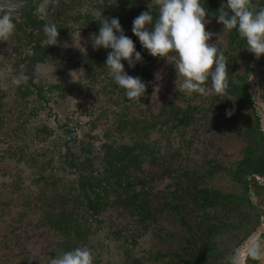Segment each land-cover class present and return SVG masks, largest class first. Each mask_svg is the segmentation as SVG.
<instances>
[{
	"label": "rangeland",
	"instance_id": "374dc122",
	"mask_svg": "<svg viewBox=\"0 0 264 264\" xmlns=\"http://www.w3.org/2000/svg\"><path fill=\"white\" fill-rule=\"evenodd\" d=\"M74 2L85 7L82 0ZM146 3L143 0L139 5ZM32 7L35 6L29 2L14 17L24 16ZM73 11L79 12L77 8ZM216 28V24L205 23L206 32L207 29L214 32ZM97 32L98 30H86L77 24L71 26L70 37L57 41L61 59L56 63H31L25 58L23 63L18 64L16 57L8 49L0 48V264H47L49 257L59 256L73 249V246L88 247L94 257V264H160V257L157 259L156 256L167 251L165 240L169 236L167 231L171 230L166 228L167 224L162 226L163 232L155 226L144 230L135 218L116 207L108 208L96 216V223L91 221V235L84 243L64 240L60 235L52 233L45 223L47 209L51 205L58 208L60 204L50 192V186L37 183V174L42 171L43 176L53 175L61 178L63 183H70L78 176L76 169L71 167L73 157H81L85 149L94 154L93 157L99 158L101 144L107 138L121 142L125 136L124 132L121 134L115 130L116 115L122 112V108L113 101L118 96L110 95L107 89L108 84H111V76L96 78L90 83L83 81L82 65L85 56L96 51L93 50L89 37ZM37 34L32 37L25 56L35 50L39 37ZM213 35L216 45L223 47V28L219 27ZM174 63L171 59L158 58L152 65L148 74L150 97L144 99L146 103L142 106L137 108V104L133 103L134 106L128 109L129 123L133 119L158 123L155 128L149 127L148 123L146 132L137 129L140 132L136 134L138 141L147 143L159 153L158 157L164 158L177 153L181 165L198 170L203 175L209 159L222 160L224 155L236 160L243 142L236 134L228 135L227 128L211 130L217 121L213 112L203 103L198 120L187 128L173 122L165 125L162 118H157L166 102L176 107L187 104L188 99H191V95L187 93L184 96L186 100H182L181 94L186 92L179 90L181 81L175 76ZM42 66L49 73L53 72L55 79L44 78L41 74ZM80 70L83 71V76L75 73L70 75L71 72L79 73ZM21 71L26 79L20 85L29 86L32 90L36 85L47 87L63 81L82 83L81 90L74 91L65 98L51 94L43 100L44 104L38 103L36 93L20 101L15 94L16 86H11L9 80L12 75ZM249 85L264 135V96L258 95L264 93V55L259 59L253 55ZM123 102L128 101L124 98ZM42 129L47 130L43 132ZM98 166L99 163L96 167ZM222 176L207 175L204 181L221 191L241 194L239 186ZM256 181L257 186L252 185L248 193L253 209L246 208L252 225L248 224V229L255 227V230L237 249L231 259L232 264H245L249 245L255 240L264 242V178ZM166 182L158 185V189H163ZM48 202L49 207L46 208ZM68 211L74 214L84 213L82 207L72 203L68 205ZM257 217L258 226H253ZM229 218L233 219L231 215ZM246 231L247 229H242L220 237L217 241V253L206 264L225 262L235 240ZM260 263L264 264V257L260 259Z\"/></svg>",
	"mask_w": 264,
	"mask_h": 264
},
{
	"label": "flooded vegetation",
	"instance_id": "af4514ba",
	"mask_svg": "<svg viewBox=\"0 0 264 264\" xmlns=\"http://www.w3.org/2000/svg\"><path fill=\"white\" fill-rule=\"evenodd\" d=\"M143 0H82L81 3L85 5L84 6H78V3H75L74 0H62V3H54L51 7L50 14L47 17L41 16L37 11L36 7H32L31 10L25 13L24 16H21L19 18L14 17L15 24H18L21 26L22 33H18V38H15L14 36L10 37L7 41H0V48H6L10 51V54L14 55L15 60L19 63H23V59L26 58L31 63H39L43 64L45 61L47 63H56L58 60L61 59V52L58 50L59 48L54 46H47L46 42L43 39L41 28L45 21L48 22H54L58 28V37L57 41H63L66 40L70 34V27L73 25H78L80 27H83L84 29H92V30H99V20L98 18H93L90 15H88V10L92 8H102V17H106L111 19L112 17H117L119 19L122 31L125 35L130 36L134 43V48L136 51L140 52L141 57L142 53L143 56H151L141 47L139 44L138 39L132 35L131 32V26L132 21L135 17H137L141 12L151 11L153 15H155V8L156 5L154 3V0H146L145 5H139V3ZM259 0H253V5H257ZM202 3L204 1L202 0ZM205 6V3H204ZM82 9H80V8ZM74 8H77L79 12L73 11ZM206 10H208V7L205 6ZM84 9V10H83ZM208 15L206 16L207 23H213L216 24L217 28L220 27L221 29L223 26L219 23H217V20L214 18H211ZM30 18V19H28ZM96 19V21H93ZM151 29V25L146 26ZM216 30L213 32L209 29H207L208 32H213L216 34ZM38 34H37V33ZM39 35L37 39V43L35 44V50L28 56H25L27 54V47L31 43V39L35 34ZM34 34V35H33ZM230 35L231 31L225 30V40L223 42V47L220 45H216V40H214V35L210 38L207 43L214 44L217 46L225 55L227 59L226 64V72L228 74V80L230 81L229 84L236 85L240 83L239 78L245 77V84L248 87L249 97L252 101L253 107L250 111L248 110V115L246 116L245 110H241L238 106V102L236 98L233 99L230 97L221 96V95H215V94H209V95H198V94H189L191 95V99H188V103H184V105H177L176 107L166 102L165 105H163L162 110L159 114H157V118H162V123L167 125L169 123H175L176 125H179L183 128H187L193 121L196 119L198 120L199 113H201L203 110L202 103L207 107L208 109L213 112V115L215 116V120L217 121L214 125H212L211 130H217V128H227L228 135H234L236 134L237 137L241 138L243 142V132L246 129V126L248 123L255 122V118L259 121V116L255 112L256 107L255 101L252 98L251 92H250V85H249V78L252 72V58L253 54L250 53L244 46H240L236 42H230ZM52 47L54 48V56H49L50 59H44L43 62H35L34 59L36 56H38L40 50L43 47ZM110 51V49H97L96 51H91L90 53H87L84 59V63L82 65L84 69V77L83 81L85 83L94 82L95 79L101 78V77H109L110 75L107 72V69L105 68V59L107 52ZM56 52V53H55ZM249 56V60L247 62V57ZM54 57V58H53ZM158 58H155L154 62L148 66V71H141L137 70L138 66H142L139 63H136L133 68H129L127 62H122L124 65V71L131 76H138L141 78V80L146 85L145 94L139 98L137 104V108L139 105H143L146 103L144 99H148L150 97L151 93V87L149 86L150 77L149 75V69L154 66V64L157 62ZM142 62V61H141ZM145 65V64H144ZM153 65V66H152ZM19 66V65H18ZM147 66V65H146ZM142 69V67H141ZM140 72V73H139ZM139 73V75H137ZM142 73V75H141ZM64 83L66 87H68V92L65 93L63 98H65L70 93L81 90V84L82 83H70V82H61ZM55 85V84H53ZM109 87L107 89L110 91V95H114L118 98L113 100L117 106H120L121 113L119 115H116V125L115 130L119 133L124 132V138L123 141L115 142L113 139L110 140L107 138L100 147L101 151V157H93L94 154H92L90 151H87L84 149V154L82 153L81 157H73L71 165L72 168H75L77 171V178L72 182H77L79 179V169H80V163L83 161L84 157H89L94 159V167L95 169H99L101 171L103 166V157H104V150L103 146L108 145L112 148H117L120 146H128L131 148L130 154L135 155L138 157L140 155V166L137 170L134 167H130L129 171H125V177L122 175L123 178V187L122 189H119V198L122 201H125L128 205L131 207L138 208L137 211H143V213L140 214V216H134L131 215L129 212L124 210L121 207L117 206H109L105 210L111 207L120 208L123 211H125L129 216L136 219L137 223L140 225V227L144 228V230H147L148 227H157L162 230V226H166L167 229H171L170 231H167L169 234L168 238L165 240V243L167 244V251L165 253H168L171 250H174L177 248V244L182 239L187 236L185 233V228L180 225V222L176 217L172 216V209L171 207L175 206V204H181L182 201H186V199H189V196L192 197L194 193H196L199 189L205 186L213 187L216 190V187L211 186L205 182L204 177L207 175H216L219 174L220 176L224 175L226 178L227 176L225 172L222 169H228L230 167H233L234 164L237 162L238 159L241 157V150L243 147H241L238 151V156L236 157V160H232V157L230 156H224L222 155L223 159H209L206 162V169L205 174L201 175L200 171L191 169L185 165H181V162L178 160V154H170L168 156H165L164 158L158 157V152L152 150L147 143L143 141H138L139 138L136 136L137 133L140 132H146V125L149 123V127L155 128V126L158 123H153L151 121H141V120H134L132 123H129L128 128L125 130H121V127L123 123L126 121L129 122V115H128V109L133 107V103L131 101H128L127 103L123 102L125 96L123 93V90L120 89L111 78V84H108ZM38 86V85H36ZM33 86V87H36ZM48 87V86H47ZM149 92V93H148ZM185 93L182 100L185 99ZM57 96V95H56ZM201 96V97H200ZM60 97L59 95L57 96ZM200 98V99H198ZM121 102L119 105L118 102ZM44 104L43 101H40ZM226 110L231 113L230 116H226ZM248 116L251 118L248 119ZM131 124V125H130ZM260 126V123H259ZM141 128H143L142 130ZM47 130V129H46ZM261 130V129H260ZM262 132V131H261ZM222 133V131H221ZM263 134V133H262ZM264 136V135H263ZM121 138V137H120ZM128 138V139H127ZM144 143L145 146L148 148V152L146 149L145 154H139V151L136 146H139L140 144ZM221 152V150H220ZM152 158L155 159L156 164H153ZM99 163V166L97 164ZM167 170V172L163 173V170ZM120 177V176H119ZM223 177V176H222ZM230 179V178H229ZM256 179H262L261 177L253 175L248 179L250 183H257ZM231 180V179H230ZM254 180V181H253ZM167 181V182H166ZM232 181V180H231ZM164 185L163 189H158V185H161L163 183ZM237 185V184H236ZM238 186V185H237ZM186 192L187 196L184 197L182 195V192ZM220 191V190H219ZM227 192V191H223ZM172 197L175 198V201L172 200ZM177 198V199H176ZM186 198V199H185ZM123 203V202H122ZM170 203V204H169ZM172 203V204H171ZM169 204V205H168ZM104 210V211H105ZM103 212V211H102ZM101 212V213H102ZM100 213V214H101ZM99 214V215H100ZM196 214V213H195ZM194 214V215H195ZM97 215V216H99ZM148 215V217H147ZM232 216V214H230ZM193 216V214H192ZM91 217H94L96 219V216L91 215L90 216V222ZM150 217V218H149ZM218 218H221L218 214ZM156 219V222L150 221V219ZM141 219H143V222L141 223ZM249 219V216L247 220ZM97 220V219H96ZM169 223V224H168ZM183 237V238H182ZM164 254V253H162ZM160 257L159 259H162L161 254L157 255ZM158 259V260H159ZM164 260V259H163ZM160 264H163L159 262Z\"/></svg>",
	"mask_w": 264,
	"mask_h": 264
},
{
	"label": "trees",
	"instance_id": "16d2710c",
	"mask_svg": "<svg viewBox=\"0 0 264 264\" xmlns=\"http://www.w3.org/2000/svg\"><path fill=\"white\" fill-rule=\"evenodd\" d=\"M203 1L205 6L208 7L209 16L214 19H216V12L219 10L221 4L226 3V0ZM251 2H253V0H251ZM55 3H62V0H55ZM256 6L264 7V0H259ZM18 33H22V29L20 25L16 24L13 36L18 38ZM128 37L130 38V36ZM230 42H236L239 47L244 46L243 41L239 39L235 30L231 31ZM51 55L54 56V48L47 46L43 47L34 61L43 62L44 59H50L49 56ZM249 59L248 56L247 62ZM154 60L155 58L143 56L142 53V62H138L139 65H142V69L138 66L137 70H140V72L148 71V66H150ZM139 73L137 75H139ZM244 76L239 78L240 83L236 85L229 84L228 94L225 96L232 99L235 97L238 106L241 110H245L247 116L248 110L250 109L251 111L253 104L249 97ZM228 82L230 83L229 80ZM14 90L17 97L20 98V101L36 93L39 103L45 98H48L51 94H56L60 96L59 98H63L65 93L68 92V87H66L64 83H58L48 87L38 85L32 90L29 86L19 85L16 86ZM1 102L2 101H0V111L2 109ZM248 119L250 120L251 118L248 116ZM128 126L129 122L126 121L123 123L121 130H125ZM142 129L143 128L140 130ZM42 130L43 132L46 131V129ZM136 147L140 150L139 154H145L146 149L148 152V148L144 143ZM242 147L241 157L234 166L228 169H222L232 182L241 188V194H234L231 191L223 192L213 187L203 185L192 197L189 196V199L185 198L187 202L182 201L181 204L176 203L175 206L171 207L172 216L176 217L180 225L185 228L187 236H185L183 242L181 239L176 249L161 254L162 259H159V262L163 264H206L211 260L214 254L217 253V241L220 237L242 229H247L240 238L235 240L234 245L229 249V258L226 259L225 262L220 263L232 264L231 259L237 249L255 230V227L248 229L249 226H247L250 224L249 220H247L250 214L247 213L246 208L250 210L253 209L248 195L252 183H250L248 179L253 175L264 178V136L260 130L257 118H255V122L247 124L243 132ZM103 150L105 153L102 160L103 166L101 171L95 169L93 158L84 157L83 161L80 163L79 179L77 182L63 183L61 178H57L53 175H48L50 176L49 178L48 176H43L42 171L37 174V183L45 187L50 186V192L55 195L60 204V207L55 208L53 205L49 207L48 202L46 208H49L45 212V223L52 233L60 235L64 240L71 239L76 241V244L84 243L91 235L90 216H97L112 205L121 207L134 216L139 217L141 213L144 215L143 211H137L138 208L131 207L125 201L120 200L118 195L119 189L123 187L122 175L125 177L124 172L129 171L130 167H134L137 170L139 169L140 161L138 160L140 159V155H138V157L131 155V148L128 146L112 148L108 145H104ZM152 161L153 164H156L154 158H152ZM164 172H167V170H163V173ZM253 186H257V183H253ZM182 195H184V197L187 196L186 192H182ZM172 200L175 201V198L172 197ZM70 203L82 207L84 213L74 214L68 211V205ZM218 214L221 218L217 217ZM230 214H233V219L229 218ZM150 221L151 223H157L154 218L150 219ZM142 222L143 219H141V223ZM258 222L259 217L253 221V226H258ZM132 243H135V241ZM73 248L76 247L73 246ZM245 264L261 263L260 260H252L247 256Z\"/></svg>",
	"mask_w": 264,
	"mask_h": 264
},
{
	"label": "clouds",
	"instance_id": "9594fccd",
	"mask_svg": "<svg viewBox=\"0 0 264 264\" xmlns=\"http://www.w3.org/2000/svg\"><path fill=\"white\" fill-rule=\"evenodd\" d=\"M29 2L41 16L47 17L55 0H0V41H7L13 36L16 29L14 16L19 15V9ZM154 3L155 15L151 11L141 12L132 21V35L141 47L153 58L175 62V76L181 81L180 91L198 95H227L228 62L215 43H207L213 33L205 31L208 10L202 0H154ZM101 12L102 8L88 10V15L98 18L100 25L98 32L89 37L91 46L93 50L110 49L104 69L123 90L126 100L136 103L145 94L146 85L140 77L128 75L121 61L133 68L142 60L141 54L135 50L132 39L123 33L119 19L102 17ZM216 13L215 18L223 26V31L235 30L244 48L255 58L264 55V7L253 5L251 0H226ZM148 25H151L150 30L146 27ZM40 31L47 46L57 44L58 28L54 22L45 21ZM52 73L41 67L44 78H54ZM73 73L83 76L82 70L70 75ZM25 79L21 71L12 75L9 83L19 86ZM258 95L264 96V93ZM225 115L230 116L231 113L226 110ZM247 256L252 260L264 257V242L253 241L247 249ZM47 264H94V257L88 247L82 246L49 257Z\"/></svg>",
	"mask_w": 264,
	"mask_h": 264
},
{
	"label": "water",
	"instance_id": "95a60500",
	"mask_svg": "<svg viewBox=\"0 0 264 264\" xmlns=\"http://www.w3.org/2000/svg\"><path fill=\"white\" fill-rule=\"evenodd\" d=\"M91 221L96 223V219L94 217H91Z\"/></svg>",
	"mask_w": 264,
	"mask_h": 264
}]
</instances>
